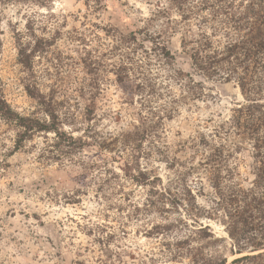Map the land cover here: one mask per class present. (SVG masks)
Wrapping results in <instances>:
<instances>
[{
    "label": "rangeland",
    "instance_id": "374dc122",
    "mask_svg": "<svg viewBox=\"0 0 264 264\" xmlns=\"http://www.w3.org/2000/svg\"><path fill=\"white\" fill-rule=\"evenodd\" d=\"M205 15L169 0H0V93L21 116L50 122L26 90L35 84L60 131L88 142L68 150L35 132L19 146L21 131L0 117V264H189L169 245L200 225L224 240L205 255L231 264L248 254L231 253L209 180L217 169L224 185L252 187L251 145L227 126L245 98L184 52L220 30ZM29 30L56 40L33 76L16 45L18 33L34 43Z\"/></svg>",
    "mask_w": 264,
    "mask_h": 264
},
{
    "label": "trees",
    "instance_id": "16d2710c",
    "mask_svg": "<svg viewBox=\"0 0 264 264\" xmlns=\"http://www.w3.org/2000/svg\"><path fill=\"white\" fill-rule=\"evenodd\" d=\"M169 3L171 9L182 15L192 16L205 12L204 19L213 22L216 29H220L212 30L210 35L203 32L198 35L197 40L185 42L184 52L194 71L208 78L233 81L239 86L245 101L233 110L227 126L228 132L251 145L254 179L252 187L248 189H243L238 184L226 186L215 169L209 179L214 189L213 210L232 241L234 249L231 253H248L231 264H264V0H169ZM218 33H222L223 40L215 45L213 39ZM31 37L34 43L26 44L23 35L16 34V45L18 63L33 76L35 58L47 53L56 40L39 39L32 32ZM166 55H170L168 50ZM121 69L117 74L118 83L130 96L133 90L128 89V71L123 67ZM26 90L44 107L52 121L21 116L0 93V117L21 131L19 146L35 132H54L59 144L68 150L87 145L88 142L82 137L74 138L60 131L56 126V116L50 110V99L35 84L27 86ZM145 120L140 118L142 123ZM139 128L134 126L136 131ZM121 140L125 144L127 137L122 135ZM191 149L195 151L194 144ZM214 214H209V217ZM192 233L187 240L169 245L170 248H175L172 259L185 257L189 264H227V259L222 255L204 254L209 245L224 242L215 238L210 226L200 225ZM193 243L198 246H193Z\"/></svg>",
    "mask_w": 264,
    "mask_h": 264
}]
</instances>
